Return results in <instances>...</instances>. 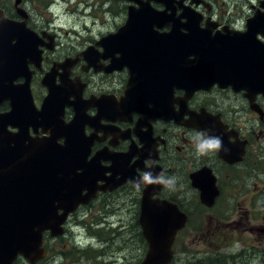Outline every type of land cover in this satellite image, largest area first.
<instances>
[{
  "label": "flooded vegetation",
  "instance_id": "af4514ba",
  "mask_svg": "<svg viewBox=\"0 0 264 264\" xmlns=\"http://www.w3.org/2000/svg\"><path fill=\"white\" fill-rule=\"evenodd\" d=\"M18 1L3 0L0 8L6 19L25 23L26 29L36 35L39 58L28 59L35 112L41 110L49 88L45 86V95L36 89L40 97H35L34 76L53 59L48 75L57 87L64 90L63 100L59 101L56 110L58 113L55 112L58 125H69L74 121L80 101L85 112L80 119L84 122L81 140L91 142L89 160L100 156L99 166L105 172L104 177H110L114 169L119 171L117 179L128 170L133 171L140 183L145 172L154 176L163 172L166 177H175L173 188L155 184L157 189L153 199L174 203L185 213L187 221L182 231H187L186 240L209 248L197 251L212 257L205 264H264V90L253 85L250 75L245 78L239 75L236 40L226 44L227 40L246 37L249 32L258 45L264 46V0H95L98 9L103 10L102 14L112 20H106L111 22L110 27L105 32L85 37L77 34L79 41L66 43L61 42L59 29L48 22V28H41L33 20L30 10L42 11L34 7L30 9L28 4L39 3L38 0ZM88 1L79 0V4L86 6L90 4ZM10 2L12 6H8ZM18 5L25 9L23 15L18 12ZM75 7L78 8L71 6L68 11H77ZM155 12L165 14L166 19L155 25L151 32L171 40L182 39L184 46L188 47V52L183 53L186 67L182 69V76L186 80H209L203 88L191 93L190 89L174 87V76L168 74V67L166 74L164 69L155 67L163 63L151 44L143 47L139 58L137 56L132 64L125 57L127 53L113 48L114 39L126 27L130 15L149 18ZM140 19H135V29L139 23V26L144 25ZM192 31L196 34L191 35ZM149 36L156 38L152 34ZM131 39L125 37L123 43L131 42ZM158 45L163 48L162 43ZM166 57V63L173 66V59ZM36 61L39 67L35 65ZM207 61L215 64L216 73L212 76L206 67ZM191 66L197 68L191 70ZM88 68L91 69L86 71ZM20 79L23 80L19 78L17 81ZM132 84L135 94L128 102L127 91ZM134 100L139 107L131 105ZM5 104L6 109L0 108L1 114L12 110L11 102L7 100L0 107ZM174 112L179 116L178 121ZM8 129L17 132L13 126ZM198 133L205 138H220L221 148L197 156L193 137ZM27 134L32 141L50 137L49 129L40 121L28 124ZM66 139L67 134L57 131L56 142L64 144ZM193 177L207 189L213 186L216 195L210 199L212 201L202 199V192L194 186ZM104 184L103 180L97 182L98 186ZM145 189V183L137 187V183L127 181L113 190H98L88 203H80L74 212L69 213L62 225L63 234L55 237L49 230L43 233L45 252L34 264H106L104 257H99L102 261L96 262L93 257H86V262L80 263L78 259L83 258L77 256L80 253L51 250L50 245L56 242L54 245L60 246L62 239L68 242L74 239L70 227H87L84 224L90 217H80L95 206L98 210L101 206H120L128 213V206L135 205L133 236L142 239L140 213ZM80 193L85 196L90 191L84 187ZM119 214L115 213V216ZM106 217L109 215L102 218L109 223ZM125 221L123 216L122 223ZM175 256L174 250L172 262ZM13 264L32 263L19 255Z\"/></svg>",
  "mask_w": 264,
  "mask_h": 264
},
{
  "label": "water",
  "instance_id": "95a60500",
  "mask_svg": "<svg viewBox=\"0 0 264 264\" xmlns=\"http://www.w3.org/2000/svg\"><path fill=\"white\" fill-rule=\"evenodd\" d=\"M2 1L0 0V4ZM146 10L150 13L148 8ZM19 13L23 15V12ZM151 14L153 16L149 18L139 17L137 14L133 17L130 15L128 24L114 39L113 48L117 47L127 53L125 57L132 64L137 56L139 58L143 47L151 44L150 47L157 49L160 55L158 58L163 63V65L158 63L155 67L164 69L165 74L168 67V74L174 76V87L190 89L191 93L203 88L209 80L201 81L202 79L194 78L186 80L182 76V69L186 67L184 54L188 52V47L184 46L182 39L178 40L177 37L171 40L151 32L155 25L165 22V14L156 12ZM136 18H141L139 21L142 20L146 24L139 26V23L135 29ZM149 34L156 38L152 39ZM194 34L196 32L192 31L191 35ZM176 35L174 33V37ZM125 37L133 39L131 42L123 43ZM233 40L237 43L235 57L238 58L239 75L244 78L250 75L253 85H258L264 90V46L258 45L249 32L246 37L227 40L226 44L232 43ZM158 43H162L163 48ZM37 44L36 35L26 29L25 23L19 24L6 19L0 8V104L7 100L12 106L10 112L0 113V264H13L19 255H23L34 264L45 252L42 248L43 233L49 230L52 236L62 234L63 223L80 203H88V199L95 197L98 190H113L127 181L140 183L133 171L128 170L122 172L120 179H117L119 171L115 169L110 177H104L105 172L99 166L100 156L89 160L91 142H82L80 135L84 125L80 119L85 113L80 101L77 104V116L74 121L69 125H58V115L55 117V112L58 113L56 110L59 101L63 100L64 90L57 87L48 74L43 83L49 88V95L44 100L42 109L35 112L30 90L32 76L28 59L39 58ZM189 50L192 51L193 48ZM166 56L173 59V66L166 63L168 60ZM35 65L40 66L37 61ZM206 67L211 76L216 73L214 63L207 61ZM196 68L191 66V70ZM19 78H23L25 82L14 84ZM133 86L132 84L127 91L129 92L127 101L134 98ZM135 102L136 100L131 105L139 107ZM100 105L107 112L104 103ZM174 115L178 121V114L174 112ZM39 121L49 129L50 137L32 141L28 137L27 126ZM9 126L16 127L18 132H9ZM57 131L67 134L64 144L55 141ZM27 140L30 142H26ZM99 180H103L105 184L98 186ZM193 182L194 186L201 190L203 200L215 198L216 193L212 185L207 189L197 183L195 177ZM84 187H87L90 193L82 196L80 192ZM155 189H157L155 184H146L141 201L140 224L148 244V252L142 264H170L173 259V244L178 232L184 229L187 216L173 203L154 200ZM59 210H62L61 214Z\"/></svg>",
  "mask_w": 264,
  "mask_h": 264
},
{
  "label": "rangeland",
  "instance_id": "374dc122",
  "mask_svg": "<svg viewBox=\"0 0 264 264\" xmlns=\"http://www.w3.org/2000/svg\"><path fill=\"white\" fill-rule=\"evenodd\" d=\"M39 3L34 2L28 4V7H32L42 11H31L32 18L37 22L41 28H48V25H52L53 28L60 30L61 42L66 43L79 41L76 39V35L79 34L82 37L88 34H97L98 32H105L110 27L111 22L107 23L106 20H110L102 14L103 10L98 9V5L95 0H89L90 4L82 6L79 4V0H38ZM41 2V3H40ZM45 2V3H43ZM53 3V4H52ZM13 3H9L8 6H12ZM75 7L77 11L69 12L70 7ZM18 12L25 11V9L18 5ZM10 11V10H9ZM24 14V13H23ZM52 17H51V16ZM50 19V20H48ZM48 20V21H47ZM112 21V20H110ZM47 22L49 23L47 25ZM48 34L51 32L46 31ZM73 32V33H72ZM56 40V39H55ZM47 63V66L43 67V71L35 74L32 83L33 93L35 97H40L39 93L36 94V89H39L45 95L46 85L42 84V80L46 74H49L51 62ZM91 68L86 69L89 71ZM45 79V78H44ZM23 82L22 79L16 83ZM46 86V88H45ZM36 103V102H35ZM1 109H6V104ZM3 112V111H1ZM84 211L83 216L80 219L89 216V220L83 226H71L70 230L74 231V239L68 242L67 239L61 240V245L55 246L54 243L50 245L51 250L60 249L64 251H73L80 253L77 256L83 258L78 259L80 263L86 262V257H93V261H102L99 257H104L106 264H139L147 250L148 245L145 239H138L137 236H133V224L135 222V205L128 206V213L124 212V208L120 206L116 207H102L100 210L95 209ZM192 210V208H191ZM109 212H111L109 214ZM115 213H121L115 216ZM108 222L104 221L103 216ZM123 216L125 222L122 223ZM135 232V231H134ZM88 235V236H87ZM93 235V236H91ZM187 231L180 232L176 243L175 252L176 256L171 264H194L195 262H201V264L208 263L209 257L206 254L197 251L209 250L208 247L203 248L201 245L192 243L186 240ZM57 237V236H56ZM65 245H67L65 247ZM85 258V259H84Z\"/></svg>",
  "mask_w": 264,
  "mask_h": 264
},
{
  "label": "clouds",
  "instance_id": "9594fccd",
  "mask_svg": "<svg viewBox=\"0 0 264 264\" xmlns=\"http://www.w3.org/2000/svg\"><path fill=\"white\" fill-rule=\"evenodd\" d=\"M193 140L195 143L197 156L206 155L211 151L220 149L222 146V141L220 138H205L201 133H198L195 137H193ZM175 181V177H166L163 172L156 176H154L151 172H145L141 177V183L161 184L166 188H173ZM137 187H140V183H137Z\"/></svg>",
  "mask_w": 264,
  "mask_h": 264
},
{
  "label": "bare ground",
  "instance_id": "6f19581e",
  "mask_svg": "<svg viewBox=\"0 0 264 264\" xmlns=\"http://www.w3.org/2000/svg\"><path fill=\"white\" fill-rule=\"evenodd\" d=\"M2 76H3V78L5 79V76H4L3 72H2Z\"/></svg>",
  "mask_w": 264,
  "mask_h": 264
}]
</instances>
